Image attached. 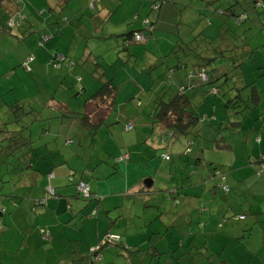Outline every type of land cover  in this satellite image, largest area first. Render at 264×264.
I'll return each instance as SVG.
<instances>
[{
  "label": "rangeland",
  "instance_id": "374dc122",
  "mask_svg": "<svg viewBox=\"0 0 264 264\" xmlns=\"http://www.w3.org/2000/svg\"><path fill=\"white\" fill-rule=\"evenodd\" d=\"M15 1V8L18 13L24 17L21 26L11 29L10 35L0 32V130H18L19 137L20 135L26 136L28 134L33 148L32 153L35 156L30 162L33 163L32 167L19 169V167L22 166L20 165L22 164L20 159L16 157L19 152L13 155L6 154L7 148L5 145L7 142H0V209L3 210L5 208L0 215L1 264H32L29 262H22L21 258L28 259L30 255L43 257L46 249L50 248L47 242L42 240L38 245L34 242L29 249H26V245L28 247V244H22V240L20 239L21 234L16 228L21 222L26 223V219L29 216L24 215L26 213L24 211H26L31 204H34L36 199H38L37 197L41 195L43 197L40 198H45L43 190L45 191V187L48 184V171L50 169L55 175H58V173L61 174L58 176L60 182H65L66 179L69 181L72 176L74 177V181H78L81 176L86 180L88 178L90 181H93V178L97 177L98 193H103L105 195L103 202L105 201L106 203V201H108L112 204L117 203L119 205L118 208H111L108 209V211L103 210L107 208H103L100 210V215L97 216L96 214H99L98 209H100V206H97L98 208L95 206L96 198L83 197L76 188V184L79 181L70 182L75 193L73 197L67 196L66 199L71 204V208L74 209L76 223L81 221L84 222L91 218L92 220L100 218L106 221L108 225L118 221L116 226H113L112 229L119 233L121 243L102 246L100 248V261L98 264H104L105 261H107V264H219L220 261H223L224 264H260L263 262L264 213H261V207L260 212L253 215L247 212V206L243 203L242 205L239 203L237 206H232V211H235L232 213H243L246 217L244 220L243 218H235V215H229L230 208L227 210V207L224 206L226 209H223L214 218L216 221L217 219H225L227 223L223 225L221 229H225L226 234L223 232L213 233L211 230H208L210 232L206 235L203 233L198 234V232H200L199 226H194L193 223L191 231H188L184 218H178L168 229L166 228V230L164 225L159 226L157 223L152 224V222H155L154 219H152L154 216L151 218V222L147 219L143 224V215L149 214L150 211L149 209H145L142 203L134 201L130 195L134 194L130 191L136 189L137 186H140V190L147 189L144 184L146 176L140 178L139 182L131 190L127 191V187L134 183L136 180L135 175L141 177L137 172V170H140V172H150V175H152L150 178L153 183L148 187L149 189L158 192L157 194L159 195H167V191L175 187L176 178H180L177 173L178 171H176L175 177H169L166 167L168 164H172V170L173 167H178L180 171H183V175L181 176L183 182L185 177L189 176L190 170L182 169L175 161V153L179 154L183 147L187 145L191 149V153L188 154L189 156L197 155L201 152V147H205L203 149L202 158L208 162L206 169L210 171L211 174L216 175L218 173L221 175L223 172L226 178H228L229 182L227 183L230 185H233L231 176H235L238 179V185L242 183L241 186L245 191L249 188L250 181V185H254V183H252V178H247L250 176L246 174L244 167L242 168L240 165L248 166V161L244 152H249L251 136L245 139V135L248 134L249 130L247 129L254 117L258 116L261 107H264V78L260 79V75L264 71V0H257L255 3L251 1V3L236 6L234 8V13L239 14V16L242 14L244 15V13L247 14L248 12L246 18L244 16L243 19L241 18L240 22H232V17L217 15L222 23H225L226 20V25L230 26L226 28V32L224 31L220 35L217 32V20L211 18L210 21H208V16H212L213 13L208 11L209 8L206 9L202 7L201 0H173V4L169 1L160 0L161 7L158 12H155L153 8L152 0L149 5L150 12L148 11L149 13H145L144 17L141 16L143 13L142 5H139L138 15L134 16H132V13H125L122 15L120 10L114 14L112 12L110 15L113 14L112 21H114V24L110 21H108V24L115 28V32L124 31L125 23H127V27H136V29L145 31L147 26L150 25L147 24L146 20H148L152 22V24L151 28L145 32V34H147L145 39L148 41L150 40L153 47L156 40L158 44L166 48L160 49L162 50V58L156 52L157 61L151 62L147 60L152 58L151 55L145 56L142 51L135 50L143 46V43L146 41L145 39V41L142 40L138 42L133 39L124 41L128 46V50L119 52L118 58L115 53L118 48H106L104 63L99 59L97 61L101 64L106 76H113V73L116 75L113 78V82L116 83V85L119 84L117 90L120 89V93L115 100L114 111L107 115L99 125L89 126L88 129L81 126L79 123L81 120L78 113L81 111L82 102L88 93L81 92V90V93L79 92L81 83L76 81L78 74L73 73L69 75L67 70H65L63 74L57 77H50L53 69L47 59L45 60L40 57V50L36 49L35 52L33 50V54H31L36 59L35 61H37V59L39 60V63L35 65V67H33L35 61L30 63V72H27L22 66L24 58L30 54L29 49L37 46L36 40L33 44V38L37 37L36 35L42 32V30H39L42 26L37 23L36 19L45 20V18L48 19V17L52 15L57 22H62L61 15H56L48 11V6L53 4L51 0H46L47 3L45 4V0H43L41 3L44 4L43 6H35L32 1H30L32 6H28V4H26L27 0ZM76 1L79 2V0ZM94 1L95 0H86L83 5L84 8L92 9L91 4L94 3ZM126 1L129 4L128 10H132L133 6L135 7L138 3L136 0H125V2ZM160 1H156L155 4H158ZM73 2L74 1L71 0L68 6L74 4ZM113 3H115V1H113ZM73 8L74 5H71L70 9L73 10ZM198 11L201 14H198ZM15 15L17 16V12ZM82 19L85 22L86 19L83 17ZM46 22L44 24L45 26ZM51 26L56 29L54 24H51ZM74 37L75 33L72 30L70 38L74 39ZM204 39L206 41H211V43L207 44V50L204 52L211 53L210 47L212 46H216L217 50L214 59L209 61V67L223 68L231 60H234L235 63L239 62V65L236 67H227V76L229 79L226 80L224 84L222 83V77L214 82L216 84L213 85L217 86V95H213L210 92L211 88L209 84L196 85L197 88L199 87L203 90V95H209L217 99L222 98L214 105L218 113V118H215V123L212 124L214 126V133L212 135L208 134L209 128L206 127L207 119H205V122L200 127L203 133L197 138L194 137L190 144H188L187 137L178 136L166 139V130H164L163 127L161 128L156 122H152L148 116V112L153 105L150 95L151 88L153 89L157 81L162 84L168 81L170 85L172 84V80L165 76V72L167 71L168 65L173 67L174 62L171 61V64L163 62V56L168 54L164 58L169 57L170 48L174 45L175 41L181 42L182 45L178 43L179 46L185 48L184 44L188 43L190 47L196 46V42H204ZM61 40L68 43L64 37H62ZM165 42L168 43V45H165ZM50 44V41H48L47 44L44 42L42 50H46V45L50 46ZM110 45L111 41H108L107 46ZM223 45H225L226 51H221ZM55 47L59 50H63L58 43L55 44ZM242 47H245V49L243 50ZM180 50L181 49H179V51ZM129 51L130 53H132V51L135 52V56L137 57L135 62H131L130 56L127 55ZM78 52L79 48L77 54ZM154 53L155 50L153 54ZM182 57L185 59L188 58L186 59V63L192 62L189 56ZM154 62H158V64ZM150 63L152 67L150 70L148 68L146 70L143 69L148 67ZM133 64H135V66H133ZM124 65L127 68H125V70L130 73L131 77L128 73L120 70ZM141 69L143 70L140 71ZM176 69L173 70L176 71ZM181 70L184 71V80L186 72L192 71L189 64H185V67ZM147 72L151 80L144 90L146 95L141 94L138 97L135 95L133 98L125 96L131 90L130 87H132V83L134 84L133 78H139L138 76L143 74L147 76ZM259 73L261 74L259 75ZM255 75L257 76L256 78ZM85 76L96 82L89 74ZM125 76H128V81H126ZM242 76L246 80H259L255 83V86L259 90H263V100L261 104L250 113L247 114L246 112L248 110L246 109L247 111L245 110L244 112V116L246 117L241 120L243 115L240 117L236 112L234 113V111H237L238 107L236 109L224 107L223 104L227 98L226 94L223 92L227 90V87L232 85L235 87L242 86L245 83L243 82ZM261 77H264V75ZM246 89L248 91V88ZM246 89H243V91L246 92ZM122 91L124 92L122 93ZM53 92L62 94V96L59 94L53 96V99H63L69 110H72L67 116L61 117L59 116V109L47 107V99H49ZM127 97L132 101L125 103ZM152 97L154 98V95ZM49 100L51 101V98ZM120 103L124 105H120ZM12 105H17V107H12ZM197 105V103L191 104L194 113ZM126 109L130 112L129 117L125 116ZM94 110L97 109L94 108ZM142 112L147 113V117H144ZM90 114L92 120L97 119V112H95V114ZM263 114L264 112H262L261 115ZM234 116H237V118L240 117V124L238 126L234 124L224 127L227 121L232 120ZM202 119H204V117H202ZM220 121H224L223 128L218 130L217 127L220 126ZM125 122H129L132 125V128L128 131L123 129V124ZM258 129V131L264 133L262 125H260ZM217 131H219V135L222 136V141L228 145V148L212 149L210 139L211 137H215L214 135H216L215 133ZM260 134L261 133H256L255 135ZM161 138H165V140L162 141L160 140ZM256 139H259V137L257 136ZM69 140L71 141L70 143ZM19 144L20 148H22L21 143ZM137 146L142 147L145 153L148 152L147 150L152 151H150L149 154L142 153L139 156L137 154H131L130 152ZM126 152L130 154L129 160L126 159L125 161L117 163L115 159L122 153L127 154ZM163 152L171 156L169 163L160 160L159 154ZM257 154L259 155V152ZM151 155L153 156L149 158V164H146V157ZM234 156L235 158L237 156V158L241 157L242 159H236L234 161ZM67 157L70 158L67 160ZM154 160H156V162ZM88 162L89 165L87 170L90 174L87 176L84 168ZM126 164H128L130 168L124 171L123 168ZM93 168L94 171L92 173ZM201 169L204 170L205 176L209 178L210 174L206 172L205 168L201 167ZM32 173L33 175L25 177V174L30 175ZM229 173H231V175L228 176ZM251 175H253V170L251 171ZM32 179H35V185ZM54 180L51 182L52 184ZM217 180L218 178L215 177V180L212 182L215 183ZM244 180L246 181L243 183L242 181ZM125 182H127V184ZM179 183L182 184V181L179 180ZM29 185H34L35 188L39 187V191L35 190V192L31 194L33 196H29ZM176 185L179 184L176 182ZM184 186L185 184L179 189L184 188ZM232 191L236 192L235 187H231L227 199L233 197ZM2 195L11 196L12 205L21 211L15 213L12 208V212L11 207L5 204V198H3ZM28 196L30 197L29 199ZM244 198L249 200L250 196L244 195ZM239 202H241V200H239ZM261 203L264 204V201ZM68 208L69 205L66 201H63L59 206L58 214L66 218V214L72 211L68 210ZM160 210L161 209H159L158 212ZM216 210L219 211V208ZM92 211H96V214L94 216H88ZM168 214L171 215V213ZM51 215L52 216H48L43 213L35 215L33 224L41 225L43 229H46L44 225L54 228L57 224L56 215ZM22 217L25 218L23 219ZM145 217L146 216H144V218ZM14 218L16 222L11 225L10 222ZM63 221L67 223V220ZM102 223L101 221L98 222V228L100 230L104 227ZM223 223L224 221L220 223V225ZM155 227H159V230H156ZM216 227L219 228V226L214 225V228ZM15 232L18 234L16 237ZM152 232H157L159 236L156 239L148 241L147 236ZM105 233H103L98 240H100ZM187 233L196 235V242L194 245L192 246L186 242L183 246H178L177 243H182V239ZM78 234L77 237L82 236L81 233ZM83 242L86 244L85 240H81V244H83ZM96 244L97 243H94L92 247ZM22 245L24 247L18 250ZM54 249L57 252L61 251V255H66V257H61L62 262H60L59 256H54L55 259L52 261L48 260L47 264H85L86 259L84 257H82V262L74 258L75 253L72 252V248H62L59 245H55ZM137 249H139V251H136ZM171 250L173 251L170 252ZM182 253L183 256H180ZM75 255L78 257V254ZM80 255L83 256L82 254ZM35 259L36 257L33 260L35 261ZM34 261L33 264H42L41 262Z\"/></svg>",
  "mask_w": 264,
  "mask_h": 264
},
{
  "label": "crops",
  "instance_id": "0c3cea01",
  "mask_svg": "<svg viewBox=\"0 0 264 264\" xmlns=\"http://www.w3.org/2000/svg\"><path fill=\"white\" fill-rule=\"evenodd\" d=\"M30 1H32V3L35 6L43 5L41 4L43 0H27L26 4H28V6L30 5L32 6V3ZM51 1H53V4L48 6V11L51 13H55L56 15H61L62 22H57L53 18L52 15L49 16L48 19L45 18V20H41L37 18L36 19L37 23L42 26V28H40L39 30L40 31L42 30V32L36 35L37 37L33 38V44L36 40V45L39 47L36 46V47L30 48L29 53H32L33 50L35 52V49L40 50V53H39L40 57L44 58L45 60L47 59V61H48L49 55L53 52H60L61 54H63L65 56L64 64L60 65L59 68L57 69L56 68L53 69V72L51 74L52 76L50 75V77H53V76L57 77L60 74H63L65 70H67V72L70 74L76 73L78 74L77 77H79V80H80L79 82L81 83L83 91L85 93L87 92L88 94H90L96 88V82L92 79L91 80L88 79L85 76V75H88L85 73V70L87 69V66L89 67V61L90 60L94 61V60L99 59L104 63V56H106L104 54L106 52L107 47H109L110 49L118 48L115 52L118 58V55L120 54L119 52H121L122 50H128V46L126 45V43H124V41H127L128 39H131V38H128V36L125 34L132 33L134 31H142L141 29H136V27H131V28L127 27L126 26L127 23H125V27L123 29L124 31L115 32V28L111 26L110 24H108V21L114 24V21H112V16L114 13H116L119 10L121 11L122 15L125 13H129V14L132 13L133 14L132 16L138 15L139 5H142L141 7L143 8V13L141 16L144 17L145 13L147 14L150 12L149 5L151 4L152 0H136L138 1V3L136 4L137 6L136 5L135 7L133 6L132 10H128L129 4L127 1L125 2V0H99V2L98 0H95L94 3H92L93 8L92 9L86 8L87 10L83 6L86 0H79V2L76 0H73L74 4H70V6L68 5L71 0H67L64 4H62V0H51ZM113 1H115V3H113ZM154 1L155 0L152 1V4ZM45 3L47 2H44V4ZM71 5H74L73 10L70 9ZM160 7H161V4L159 8L157 9V11L155 12H158ZM16 12H17V16L20 15L17 9H14L13 14L15 15ZM112 12L113 14L110 15ZM197 13L199 14V11ZM247 15H248V12L247 14L244 13L245 18ZM82 17L86 19L85 22L83 21ZM211 18L213 20H217L218 22L217 26L220 23H222V21L216 14H213L212 16L209 15L208 21H210ZM45 22H46V26L44 25ZM51 24H54L56 26V29H54V27L51 26ZM33 27H34V23H33ZM72 30L75 33L74 39L70 38V34ZM44 33L53 35L50 39L45 41V44H47L48 41L51 42L50 46L46 45V50H42V47L44 46L43 45L44 42L38 45L40 34H44ZM62 37H64L68 43H65L64 41H62L61 40ZM108 41H111L110 46H107ZM56 43L60 44L63 50L62 49L59 50L58 48H56L55 47ZM154 43L155 45L153 47L152 42L150 40L149 41L146 40L143 43L142 47H139L138 49H135V50L142 51L145 56L151 55L152 58L147 59L149 62L157 61L156 52L159 56H161L162 50L160 49L166 48V47L164 46L162 47L160 44H158L156 40ZM165 45H168V43L165 42ZM78 48H79V52L77 54ZM171 48H170V51H171ZM154 50H155V53L153 54ZM174 52L175 53L169 52L168 58H164L168 54L164 55L162 61L167 62L168 64H171V61L175 62L176 53L179 52V48L175 47ZM127 55L130 56L131 62L136 61L137 57L135 56L134 51H132V53H130L129 51ZM35 60L36 59L34 58L33 61ZM33 61H31L30 63H32ZM38 63H39V60L37 59L33 67H35V65H37ZM155 64H158V62H156ZM133 66H135V64H133ZM169 67L170 66L168 65L167 68ZM125 68L126 66L124 65L123 68L120 70L124 71L125 73H128V71H126ZM147 68L149 70L152 68L151 63L148 64V67L143 68V69L146 70ZM143 69H141L140 71H142ZM181 69L183 68H180V69L178 68L176 71L172 70L171 73H169L171 76V80H172V84L170 85V87L173 89L183 84L184 71H182ZM30 71L31 69L28 68L27 72H30ZM128 74L131 77L130 73ZM113 76H116V75L113 73ZM125 77H126V81H128L129 79L128 76H125ZM138 77L139 78L137 77L133 78L134 84L132 83V87H130L131 90L125 96H130V98H133V96L135 95L137 97L141 94L146 95L144 93V90L148 86L151 80L149 73L147 72V76L143 74V75H139ZM262 78L264 77H260V79ZM242 79H243V82H245L243 85L252 83L253 81V80H246L244 79L243 76H242ZM254 81L255 83H257L259 80H254ZM118 85L119 84H117L116 87H118ZM162 86L163 84L157 81L153 89L151 88V94L149 93L151 95V100L155 92H157V90H159ZM123 92L124 91H122V93ZM260 92L262 94L263 90L261 89ZM119 93H120V89L117 90V93L115 95V100ZM184 93L188 96V99L192 105L193 103L198 104L195 107V113H197L198 116L202 114H205V116H207L208 114H210L209 117L211 121L209 120V122L210 123L215 122V118H218V113L214 105L216 104L217 101L220 100V98L217 99L209 95H203L202 94L203 90L199 87L197 88V86H192L191 88L189 87L185 88ZM58 94L62 96L61 93H57V92L51 93V96L49 97V99L51 98L53 101L52 100L50 101L49 99H47L48 100L47 104L49 103L52 104V102L54 103L55 99H53L52 96H56ZM262 97H263V94H262ZM262 97H261V101L263 100ZM130 98L127 97V99L125 100V103L131 102L132 100ZM57 100L60 102L66 103L63 99H57ZM261 101L259 105L261 104ZM115 103L116 102L114 101V106H113L112 111H114ZM120 105H124V104L120 103ZM262 112H264V107H261V110L258 113L259 115L254 117L256 121H254L253 123L251 122L252 124L250 123L251 128L249 131L250 133L249 136H251V140L253 141V144L250 145V150H252V152H253V149H255V152H256V148H259L261 152H264V133H262L261 131H258L259 130L258 128L260 127V125H263V122H264V114L261 115ZM91 113L93 114L95 113V111H92ZM129 113L130 112L126 109L125 116L129 117L130 116ZM142 115L144 117H147V113L142 112ZM158 125L161 126L162 128V124H158ZM210 133H212V130H210L209 134ZM256 133H261V134L255 135ZM26 136L29 138V135H26ZM257 136H259L258 141L255 140ZM204 148L205 147L203 146L202 149L200 150L201 152H199L197 155L189 156V155L181 154L180 156L176 157L175 161L179 166L182 167V169L190 170L189 176L185 177L184 182H183V178H181V176L183 175V171H180L178 167L176 168L173 167V170L171 167L167 168L168 169L167 173H169V177H175L176 171H178L177 173L180 177L178 179L176 178L175 187L170 188L167 191V195L160 194L161 195L160 196L159 194H157L158 192L149 189L148 187L153 183V181H151V178H150L152 176L150 175L151 173L150 172L145 173V171H141L142 172L141 174L140 170H137V172L139 173V176L141 177H137V175H135L136 180L134 181L132 185H129V187H127L128 188L127 191L134 188L136 184L139 182L140 178H143L146 176L144 181L150 180V185L145 186L147 188L146 190L145 189L140 190V186H137L136 189L130 191L134 193V194H130L133 200L142 203V206L145 209H149L150 211L149 214L143 215V219H142L143 224L146 222L145 220L147 219H149V222H151V220L154 219L155 222H152V224L157 223V225L159 226L164 225L165 229L166 228L168 229V227H170L178 218H184L188 231H191V227L194 224V226L195 225L199 226L198 228L200 232H198V234L203 233L204 235H206L208 234V232H210L208 230H211L213 233L223 232L226 234L225 229H221V228L227 222L224 220V223L220 225V223H222L223 221L221 219H217L216 221V219L214 218L223 209H226L225 207H227V210L228 208H230L229 209L230 211L228 214L235 215V218H237V216L239 215H244L243 213H232V212H235V211H232V208H233L232 206H237L239 205V203L240 205H242L243 203L247 206L248 213H251L253 215L257 214L260 212V207H261V213H264V204L261 203L264 201V173L261 174L259 178H257L255 175H251V171H252L251 167L247 165L246 166L240 165V167L242 168L244 167L246 174L250 176L247 178H252L253 180L252 183H254V185H250L251 184V181H250L249 188L246 189L245 191V189L241 186L242 183H239L238 185L237 177L231 176V179L233 180V185H231V187H235L236 192L232 191L233 197L229 196L231 199H227L228 193L225 194L221 192L220 190L214 191V190L209 189V187H211L210 184L214 183L212 181H214L215 179L211 178L212 181L209 183V180H207V176H205L204 174V170L201 169V167H203L205 168L207 173L209 174L211 173L210 171L206 169L208 162L202 158ZM147 151L148 152L145 153L142 147L137 146V147H134V149L130 153L137 154L139 156L142 153L149 154V152L152 150H147ZM126 153L128 154V160H129L130 154L128 152ZM152 156L153 155L146 157V160H145L146 164H149L150 162L149 158H151ZM70 157H67L66 159L68 160ZM236 159L238 160V158L236 157L234 161ZM154 161L156 162V160ZM28 162L30 163L31 160L30 161L28 160ZM192 163L194 164L193 166L194 169L192 168V165H191ZM88 165H89V162L85 165V168H84L85 174L87 176L88 174H90V172L87 170ZM30 166L32 167L33 163H30ZM129 168L130 166L126 164L123 169L124 171H127ZM171 170H172V173H171ZM93 171H94V168L92 169V173ZM25 175H26L25 177H29L33 175V173L30 175L29 174H25ZM60 175H61L60 173H58V175H55L51 169L48 171V184L46 185L45 190L49 187L52 188L54 190V197L48 196L47 193L43 190L44 195H45L44 196L45 203L43 205L33 206V204H31L30 202L31 206H29L28 209L24 211L26 212L24 215L29 216L26 219V223L21 222L20 225L16 227L19 233L21 234L20 239L22 240V244H28V247L26 245V249H29L31 244H33L34 242L38 245V243H41L42 240H44L41 237V234L39 232V229H43V226L33 224L34 216L41 214V213L48 215V216H52L51 214L56 215L55 216L57 220V224L55 225L56 227L50 228L48 225H44L45 226L44 228L48 230V238L45 241L47 242L50 248L46 249L43 257L30 255L28 259H24L22 257L21 258L22 262H29L33 264V261H34L33 259L36 257L34 262H41L42 264H47L48 260L52 261L55 259L54 256H59V261L62 262L61 257L65 258L66 255H61V251L57 252L54 249L55 245H59L62 248H65V247L72 248L73 249L72 252L75 254H78V257L74 254V258L79 259L80 262H82V259H80V254L87 252L86 249H88V247L90 248L94 245V243H97L99 241L98 240L99 237L103 233L113 232L119 236V233L113 231L112 229L113 226H116L118 221L113 224H109V225L107 224L106 221H103L100 218H96L95 220H92L91 218L89 220H85L84 222L81 221L79 223L75 222L76 217L73 211L74 209L71 208V204L66 199L67 196L73 197V194L75 193L74 188L72 184L70 183L74 181V177L73 176L70 177L69 181L66 179L65 182H60V178L58 177ZM229 175H231V173H229L228 176ZM97 179L98 178L96 177V178H93V181H90L88 178L86 180L83 178V176H81L78 179V181H82L86 183L88 185L91 196L93 198H96L95 206L96 207L100 206V209H98L99 214H96V211H95V214L98 216L100 215L101 209L107 208L103 210L108 211V209H111V208H118L119 205L117 203L112 204L108 201H106V203L105 201L103 202L105 195L103 193L102 194L98 193ZM32 180H33V184L35 185V179H32ZM53 180H54V183L52 184L51 182ZM179 180L182 181V184L179 183ZM246 180L242 182L244 183ZM78 181H74V182H78ZM176 182L179 185H176ZM125 183L127 184V182ZM183 184H185L184 188L179 189L183 186ZM34 185H29V188H28V190H30L29 196H33L31 194H33L35 190L39 191V187L35 188ZM136 194H140V195H136ZM244 195H249L250 199L247 200L246 198H244ZM29 196H28V199L30 198ZM2 197L5 198V204L11 207V211H12V208L15 213H18L19 211H21L12 205L11 196L2 195ZM40 197H43V196L40 195L37 198H40ZM239 200H241V202H239ZM63 201H66V203L69 205L68 210H72L71 212H69V214H66V218L61 217L58 214L59 206ZM218 208H219V211L216 210ZM159 209L161 210L158 212ZM4 210L5 208L0 212V215L3 213ZM109 211H112V210H109ZM168 213H171V215ZM144 216L146 217L144 218ZM153 216L154 218H152ZM22 218L24 219L25 217H22ZM245 218L246 217L244 215L243 219L245 220ZM238 219H241V218H238ZM63 220H67L66 221L67 223H64ZM99 221L103 222L102 224H104V227L101 230L98 228ZM14 222H16L15 218L11 220L10 222L11 225ZM214 225L219 226V228L218 227L214 228ZM155 228L156 230H159V227H155ZM78 233H81L82 236L77 237V235H79ZM0 234H1V231H0ZM16 236H18L17 232H15V237ZM120 239L121 237L119 236V241L117 242V244L121 243ZM81 240L83 241L85 240L86 244L84 242L83 244H81ZM182 240H183L182 243H179V244L177 243L178 246H183L184 243L186 242L187 244H191L193 246L194 243L196 242V235L192 233H187ZM117 244H114V245H117ZM21 247L23 248L24 246L23 245L20 246L18 250H21ZM85 259H86L85 260V264H86L87 261L89 262V260L87 257ZM99 261H94L93 264H98ZM104 264H107V261H105ZM260 264H264V261L261 262Z\"/></svg>",
  "mask_w": 264,
  "mask_h": 264
},
{
  "label": "trees",
  "instance_id": "16d2710c",
  "mask_svg": "<svg viewBox=\"0 0 264 264\" xmlns=\"http://www.w3.org/2000/svg\"><path fill=\"white\" fill-rule=\"evenodd\" d=\"M66 1L67 0H62V4H64ZM156 1H160V0H155L153 2V5L155 4ZM164 1H169V2L174 3L173 0H164ZM201 1H202L201 2L202 7L206 8V9L209 8L210 9V10L208 9L209 12L216 14V15H219V16L232 17V22H240L241 18L243 19L244 15L242 14L239 16V14L234 13V8L236 6H242L243 4H246V3H251V1L255 3L257 0H201ZM45 2H46V0H45ZM15 3H16L15 0H0V32L4 33L6 35H10L11 29H13L14 27L18 28L19 26H21V22L23 21V18H24L22 15L15 16L13 14L14 9H16ZM156 5H158V6L156 7V9H154L155 11H157V9L159 8L160 2ZM199 14H201V13H199ZM10 20L12 21L11 24H9ZM147 23L148 24L150 23V25L147 26V29L145 31H134L132 33H126L125 35H127L128 38L133 39V34L138 32V33L143 34L144 39H145L147 36V34H145V32L151 28L152 22L147 20ZM227 27L229 28L230 26L226 25V20H225V23H220L217 26L218 34L220 35L222 32H224V31L226 32ZM129 35H130V37H129ZM52 36L53 35L47 34V33L40 34V39L38 41V45L47 41ZM144 39H142V40H144ZM142 40H139V41H142ZM178 43L182 45L181 42L175 41L170 52L175 53L174 48L178 47L179 49H181L179 51L180 53L179 52L176 53L175 62L173 64V67L171 66V68L170 67L167 68V71L165 72V74H166L165 76H167L168 79H171V76L169 73H171V71L173 69L184 68L185 64L186 65L189 64L192 71L186 72L185 80L183 78V84L178 86L180 88L176 87L175 89H173L170 87V84L168 83V81L164 82L165 84H163V86L159 90H157V92H155V94H154V98L152 99L153 105L151 107V110L148 113V116L152 122H156L157 124H162V127L164 128V130H166V134H165L166 139L167 138L171 139V138H175L178 136H181L184 138L187 137L188 138V144H190L193 141L194 137L197 138L198 136H200L201 133H203V131H201L200 127L205 122V119H207L206 127L209 128V132H210V130H212V133H210L211 135L214 133V129H213L214 126L212 125L213 122L212 123L209 122V120L211 121V119L209 117L210 114H208L207 116H205L203 114L198 116L197 113L193 112V109H192L191 103L188 99V96L184 93V89L187 87L191 88L192 86H196L198 84H209L210 88H211L210 92L213 95H217V92H218L217 86L213 85V84H216L214 82L216 80H218L220 77H222L223 78L222 83L224 84L226 82V80L229 79V77L227 76L228 75V71H227L228 68L227 67L228 66L229 67L230 66L236 67L239 65V62L235 63L234 60L233 61L231 60L223 68H219V67L218 68H216V67L212 68V67H209V61L214 59V56L217 52L216 46L210 47L211 53L204 52L205 50H207V44L211 43V41L205 40L204 42H196V46L194 45L191 47L187 43V44H184L185 48H181L183 46H179ZM242 49L244 50L245 47H242ZM223 50L226 51L225 45H223V49H221V51H223ZM212 54H214V55H212ZM59 55L61 56L60 58H59ZM210 55H212V56H210ZM182 56H189V59H191L192 62L186 63V61H187L186 59H188V58L185 59ZM28 58H30V60H28ZM33 59H34V56L31 53L28 54L27 57L22 62V65L24 62H27V66H28V68H30L29 63L31 61H33ZM48 61H49V64H50L52 69H55V68L57 69V68H59L60 65H62L64 63L65 56L63 54H61L60 52H53L49 55ZM201 71L203 72V74L205 76L204 78H202L199 74ZM85 73L89 74L97 82V87L95 88V90L90 94H87V95L85 94L86 98H84V100L82 102V109L78 113L80 116L79 118L81 120L79 122L80 125L88 129L89 126L99 125V123L105 117H107V115L113 110L115 95L117 92V87H116L115 83L113 82L114 76H110V77L106 76L103 68L101 67V64L97 60H94V61L90 60L89 61V67L87 66ZM263 73H264V71H263ZM263 73L262 74L259 73V75L261 74L260 77L262 75H264ZM68 74L71 75L70 73H68ZM256 77L257 76H255V78ZM76 81L77 82L80 81L79 77L76 78ZM212 88H213V90H212ZM246 88H248V91ZM243 89H246V92L243 91ZM80 90H81V92L83 91L82 86L79 88V92H80ZM230 90H232V91H230ZM223 93L226 94V98H227V100L223 104L224 107L225 108L230 107L232 109L233 108L236 109L238 107L237 111H234V113L236 112L240 117L243 115L241 120L244 117H246V116H244L245 110L246 109L248 110V111L246 110L247 114L250 113L253 109H255L259 105V103L261 101V97H262L260 90L255 86L254 80L252 81V83L242 85L240 87H235L234 85L227 87V90L224 91ZM231 93H232V95H231ZM12 107H17V105L16 106L12 105ZM47 107L59 109L60 110L59 116H61V117L67 116V114L72 111V110H69L66 103L60 102L58 100H54V103L52 102V104H50V103L47 104ZM94 108L97 110H94ZM100 109H102V110H100ZM92 111H95L98 113L96 120H92V117L90 114ZM202 117H204V119H202ZM240 117L237 118V116H234V118L232 120L227 121V123L224 127H228V126L234 125V124H236L238 126L240 124V121H241ZM254 121H256V119H254L252 121V123ZM223 122L224 121H220V126L217 127L218 130L223 128ZM127 123H129V122H125L124 124H127ZM124 124H123V129H124ZM250 128H251V125L248 129L247 128L246 129L250 131ZM130 129H128V130H130ZM262 129L264 132V122L262 125ZM128 130L125 129V131H128ZM249 131H248V134L245 135L246 136L245 139L249 136V134H250ZM0 132H1L0 142L1 141L7 142V144L5 145V147L7 148L6 154L13 155L16 152H19L18 155L16 156L17 158L20 159V162L22 163V164H20L22 166L19 167V169L31 167L30 163L29 162L27 163L28 160L32 161L33 157L35 156L32 153L33 148L31 147V140L27 136L23 137L20 135V137H19L18 136V133H19L18 130H7L6 131V129H3V130H0ZM209 132H208V134H209ZM215 134H216V135H214L215 137H211V139H210L212 149H215V148L226 149V148H228V145L222 141V136L219 135V131H217ZM165 138H161L160 140L164 141ZM255 140L258 141L259 139H255ZM70 142L71 141L69 140V143ZM252 142L253 141L251 140L250 145H252ZM19 143H21L22 148H20ZM250 145H249V147H250ZM201 149H202V147H201ZM246 152L247 151H245L244 154L246 155V159L248 161V166L252 168L253 175H255L257 178H259V176L264 173V152H261V150L259 148H256V152H255V149H253V152H255V153H253L252 150H250V148H249V152L248 153H246ZM258 152H259V155L257 154ZM124 153H122L120 156H118L115 159L117 161V163L121 162V161H125L126 159H128V154H126L127 155L126 158H123L120 160L118 159L119 157H122ZM190 153H191V149L187 145V146L183 147L182 151L179 154L175 153V155L177 157V156H180L181 154L188 155ZM164 156H166V157H164ZM159 158L163 162L165 161L168 163L171 160V156L165 152L159 154ZM234 158H235V156H234ZM238 159H242V158L239 157ZM196 161H195V163H196ZM20 165H17V166H20ZM191 165L193 168L194 164L192 163ZM170 167L172 168V164L167 165V168H170ZM215 177H217L218 180L215 183H211L210 184L211 187H209V189L214 190V191L220 190L221 192H223L225 194L226 193L229 194V192L231 190V185L229 183H227L229 181H228V178H226V175H224L223 172L221 175L218 173L216 175L210 173V177L209 178L207 177V180L212 181L211 178L215 179ZM79 182H81V181H79ZM221 186H223L225 189H223ZM45 192L47 193L48 196L54 197V190L53 189H52V193H49L47 190H45ZM83 197H85V198L90 197L91 198L92 196H91L90 191L88 190V194L86 196H83ZM44 203H45V198H38L34 202L33 206H36L38 204L43 205ZM1 211L2 210L0 209V212ZM94 215H95V211H92V213L88 214V216H94ZM237 218H239V217L237 216ZM221 220L224 221L225 219L222 218ZM39 232L41 234V237L44 240H46L48 238V230L39 229ZM107 233H113V232H107ZM158 236H159V234L157 232H152L147 236L148 241L156 239V238H158ZM99 241L94 246V247L97 246L96 248L90 247L89 249H86L87 252L82 253L83 256L80 255V259H82V257L88 258L89 262L87 261L86 264H93L94 261L100 260V248L102 246H106L108 244H100L99 245ZM118 241H119V236H118V240L111 243V244H117ZM151 242H153V241H151ZM111 244H109V245H111ZM136 251H139V249H137ZM172 251L173 250H171L170 252H172ZM156 254H158V253H156ZM180 256H183V253ZM219 264H224V262L220 261Z\"/></svg>",
  "mask_w": 264,
  "mask_h": 264
},
{
  "label": "built area",
  "instance_id": "2783aa9c",
  "mask_svg": "<svg viewBox=\"0 0 264 264\" xmlns=\"http://www.w3.org/2000/svg\"><path fill=\"white\" fill-rule=\"evenodd\" d=\"M156 7H157V5L156 4H154L153 5V8L154 9H156ZM12 23V21L10 20L9 21V24H11ZM142 39H144V36H143V34H141V33H138V32H136V33H134L133 34V40H135V41H139V40H142ZM61 56L59 55V58H60ZM28 60H30V58H28ZM27 60V61H28ZM23 68L25 69V70H27L28 69V66H27V62H24L23 63ZM200 76L202 77V78H204L205 76H204V74H203V72L201 71L200 73ZM212 90H213V88H212ZM130 128V124L129 123H127V124H125L124 125V129H129ZM127 157V155L125 154V155H123L122 157H119L118 159L120 160V159H123V158H126ZM164 157H166V156H164ZM223 189H225L223 186H221ZM76 188H77V190H78V192H80L83 196H86L87 194H88V187H87V185L86 184H84V183H82V182H78L77 183V185H76ZM47 191L49 192V193H52V189L49 187V188H47ZM239 218H242L243 216L242 215H240V216H238ZM118 240V236H117V234H114V233H106V234H104V236L101 238V240L99 241V245L100 244H111V243H113V242H115V241H117ZM97 247V246H96ZM95 247V248H96Z\"/></svg>",
  "mask_w": 264,
  "mask_h": 264
},
{
  "label": "water",
  "instance_id": "95a60500",
  "mask_svg": "<svg viewBox=\"0 0 264 264\" xmlns=\"http://www.w3.org/2000/svg\"><path fill=\"white\" fill-rule=\"evenodd\" d=\"M144 184H145V186H149L150 185V180L144 181Z\"/></svg>",
  "mask_w": 264,
  "mask_h": 264
},
{
  "label": "bare ground",
  "instance_id": "6f19581e",
  "mask_svg": "<svg viewBox=\"0 0 264 264\" xmlns=\"http://www.w3.org/2000/svg\"><path fill=\"white\" fill-rule=\"evenodd\" d=\"M157 6H158V5H157ZM129 124H130V123H129ZM131 127H132V125L130 124V128H131ZM130 128H129V129H130ZM127 130H128V129H127ZM82 183H83V182H82ZM84 184H85V183H84ZM86 185H87V184H86ZM87 187H88V185H87ZM88 190H89V188H88Z\"/></svg>",
  "mask_w": 264,
  "mask_h": 264
}]
</instances>
